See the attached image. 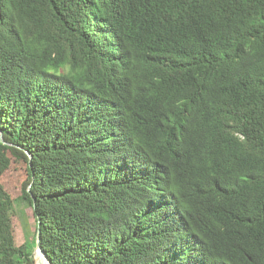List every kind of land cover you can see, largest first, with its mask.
<instances>
[{
  "label": "trees",
  "instance_id": "1",
  "mask_svg": "<svg viewBox=\"0 0 264 264\" xmlns=\"http://www.w3.org/2000/svg\"><path fill=\"white\" fill-rule=\"evenodd\" d=\"M0 132V264H264V0H0Z\"/></svg>",
  "mask_w": 264,
  "mask_h": 264
},
{
  "label": "rangeland",
  "instance_id": "2",
  "mask_svg": "<svg viewBox=\"0 0 264 264\" xmlns=\"http://www.w3.org/2000/svg\"><path fill=\"white\" fill-rule=\"evenodd\" d=\"M11 159V165L6 173L3 175L2 181L5 189L11 195L13 199H18L22 194V185L27 178V167L26 163L15 159L12 154H8ZM16 212L12 214L11 223L13 228V233L17 246H21L25 241L24 236V222L23 219L26 218L28 222L29 229L32 233L36 229V218L34 216L33 210L30 206L26 204L18 203L16 204ZM36 256V254H35ZM5 264H13L11 260L4 262Z\"/></svg>",
  "mask_w": 264,
  "mask_h": 264
},
{
  "label": "water",
  "instance_id": "3",
  "mask_svg": "<svg viewBox=\"0 0 264 264\" xmlns=\"http://www.w3.org/2000/svg\"><path fill=\"white\" fill-rule=\"evenodd\" d=\"M0 140L4 143V140H3V135L2 133L0 132ZM30 159H32V156L30 155ZM40 230L38 231V236H37V244H36V249H35V263L36 264H43L42 263V260L45 259L48 264H49V259L47 258V256L45 255L42 247H41V239H40Z\"/></svg>",
  "mask_w": 264,
  "mask_h": 264
},
{
  "label": "bare ground",
  "instance_id": "4",
  "mask_svg": "<svg viewBox=\"0 0 264 264\" xmlns=\"http://www.w3.org/2000/svg\"><path fill=\"white\" fill-rule=\"evenodd\" d=\"M42 263L43 264H48V262L45 259L42 260Z\"/></svg>",
  "mask_w": 264,
  "mask_h": 264
}]
</instances>
